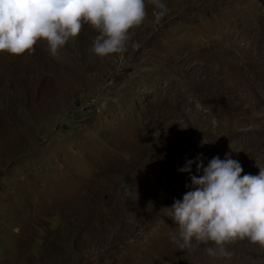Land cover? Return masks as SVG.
<instances>
[{"label":"rangeland","instance_id":"1","mask_svg":"<svg viewBox=\"0 0 264 264\" xmlns=\"http://www.w3.org/2000/svg\"><path fill=\"white\" fill-rule=\"evenodd\" d=\"M162 2L123 59L89 25L55 57L0 52V264H264L247 240L182 251L160 212L201 153L264 168V0Z\"/></svg>","mask_w":264,"mask_h":264},{"label":"clouds","instance_id":"2","mask_svg":"<svg viewBox=\"0 0 264 264\" xmlns=\"http://www.w3.org/2000/svg\"><path fill=\"white\" fill-rule=\"evenodd\" d=\"M151 3L159 9L154 12L159 23L167 6L162 0ZM146 16L145 0H0V52L31 54L45 41L55 57L89 25L98 33L92 53L123 59L130 31ZM178 171L189 174L191 190L160 212L177 223L171 238L182 251L211 243L210 257H226L228 246L243 240L264 250V168L259 175H241V163L230 154L205 166L201 153Z\"/></svg>","mask_w":264,"mask_h":264}]
</instances>
